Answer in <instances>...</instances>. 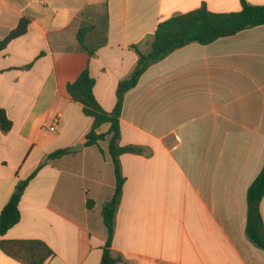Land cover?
I'll return each mask as SVG.
<instances>
[{"label": "crops", "instance_id": "0c3cea01", "mask_svg": "<svg viewBox=\"0 0 264 264\" xmlns=\"http://www.w3.org/2000/svg\"><path fill=\"white\" fill-rule=\"evenodd\" d=\"M203 5L238 12L242 0H0V41L30 20L0 51V107L13 123L0 130V214L41 166L20 221L0 242L40 241L54 252L44 264H101L102 208L116 186L109 136L83 145L93 119L67 85L88 69L96 100L111 112L119 81L137 64L134 46L148 51L160 23ZM121 144L145 152L120 158L117 264H264L246 234L247 191L264 165V25L151 65L125 96ZM60 149L71 153L49 157ZM261 214L264 222V198ZM0 264L23 263L0 248Z\"/></svg>", "mask_w": 264, "mask_h": 264}, {"label": "trees", "instance_id": "16d2710c", "mask_svg": "<svg viewBox=\"0 0 264 264\" xmlns=\"http://www.w3.org/2000/svg\"><path fill=\"white\" fill-rule=\"evenodd\" d=\"M30 20L22 18L18 26L8 36L0 41V51L8 43L24 35L29 27ZM264 25V5H252L242 0V9L238 12L215 13L205 5L188 13L174 16L157 27L148 51H141L137 46L138 61L134 70L121 79L117 87V102L111 112L104 110L94 96L95 80L88 69L81 72L78 78L67 85V90L72 99L83 105L85 115L93 119L91 130L83 140L84 146H92L109 136V154L112 158L116 186L112 198L106 201L102 208L104 224L107 228V240L103 248L101 264H117L119 257L112 254V243L116 230V218L120 208L125 177L122 172L121 156L126 153L142 154L145 149L135 145L121 144V116L125 96L139 82L141 76L148 68L167 57L170 53L191 43L202 45L210 44L220 38L236 35L237 33ZM89 28L82 27L78 32V40L85 48V35ZM90 51V55H93ZM110 124L107 134H98L97 129L103 124ZM12 121L6 111L0 107V130L8 133L12 129ZM71 153L67 149H60L52 153L51 159L59 158ZM41 167V166H40ZM26 180L20 181L0 214V234H5L21 219L19 203L29 182L35 177L38 170ZM264 198V165L247 191V228L249 240L258 248L264 250V222L261 214V202ZM89 207L92 203L89 202ZM0 248L10 257L20 260L23 264H44L54 252L40 241H1Z\"/></svg>", "mask_w": 264, "mask_h": 264}, {"label": "water", "instance_id": "95a60500", "mask_svg": "<svg viewBox=\"0 0 264 264\" xmlns=\"http://www.w3.org/2000/svg\"><path fill=\"white\" fill-rule=\"evenodd\" d=\"M82 147H83L82 144H78V145L70 148L69 150L70 151H77V150H80ZM48 159H50V158H48Z\"/></svg>", "mask_w": 264, "mask_h": 264}, {"label": "built area", "instance_id": "2783aa9c", "mask_svg": "<svg viewBox=\"0 0 264 264\" xmlns=\"http://www.w3.org/2000/svg\"><path fill=\"white\" fill-rule=\"evenodd\" d=\"M54 129H55V126H51V127H50V130H54Z\"/></svg>", "mask_w": 264, "mask_h": 264}]
</instances>
